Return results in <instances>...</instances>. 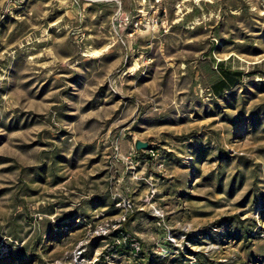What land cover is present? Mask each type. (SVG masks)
<instances>
[{"label":"rangeland","instance_id":"374dc122","mask_svg":"<svg viewBox=\"0 0 264 264\" xmlns=\"http://www.w3.org/2000/svg\"><path fill=\"white\" fill-rule=\"evenodd\" d=\"M0 264H264V0H0Z\"/></svg>","mask_w":264,"mask_h":264},{"label":"water","instance_id":"95a60500","mask_svg":"<svg viewBox=\"0 0 264 264\" xmlns=\"http://www.w3.org/2000/svg\"><path fill=\"white\" fill-rule=\"evenodd\" d=\"M134 146L136 150H140V149H147L149 144L147 142L136 140Z\"/></svg>","mask_w":264,"mask_h":264},{"label":"built area","instance_id":"2783aa9c","mask_svg":"<svg viewBox=\"0 0 264 264\" xmlns=\"http://www.w3.org/2000/svg\"><path fill=\"white\" fill-rule=\"evenodd\" d=\"M122 219H124V217Z\"/></svg>","mask_w":264,"mask_h":264},{"label":"trees","instance_id":"16d2710c","mask_svg":"<svg viewBox=\"0 0 264 264\" xmlns=\"http://www.w3.org/2000/svg\"><path fill=\"white\" fill-rule=\"evenodd\" d=\"M237 73H240V72H237Z\"/></svg>","mask_w":264,"mask_h":264}]
</instances>
